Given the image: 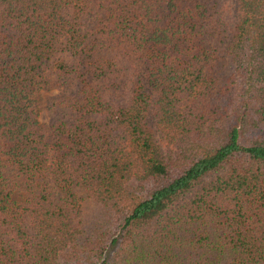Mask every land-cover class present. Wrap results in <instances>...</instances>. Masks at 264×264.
<instances>
[{"label": "trees", "instance_id": "obj_1", "mask_svg": "<svg viewBox=\"0 0 264 264\" xmlns=\"http://www.w3.org/2000/svg\"><path fill=\"white\" fill-rule=\"evenodd\" d=\"M0 264H264V0H0Z\"/></svg>", "mask_w": 264, "mask_h": 264}, {"label": "rangeland", "instance_id": "obj_2", "mask_svg": "<svg viewBox=\"0 0 264 264\" xmlns=\"http://www.w3.org/2000/svg\"><path fill=\"white\" fill-rule=\"evenodd\" d=\"M58 94L56 89L50 90H41L39 93V112H38V120L42 124H46L49 120V115L47 111V104L50 99L55 98ZM102 210L101 207L89 196L83 194V201H82V221L85 227V231H87L93 221L96 219L97 216L101 215Z\"/></svg>", "mask_w": 264, "mask_h": 264}]
</instances>
